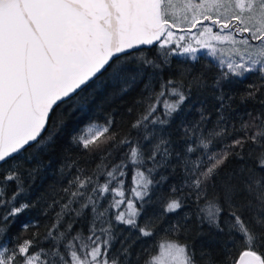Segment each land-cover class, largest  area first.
Segmentation results:
<instances>
[{
	"label": "snow or ice",
	"instance_id": "obj_1",
	"mask_svg": "<svg viewBox=\"0 0 264 264\" xmlns=\"http://www.w3.org/2000/svg\"><path fill=\"white\" fill-rule=\"evenodd\" d=\"M0 264H264V0H0Z\"/></svg>",
	"mask_w": 264,
	"mask_h": 264
}]
</instances>
